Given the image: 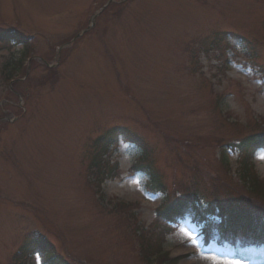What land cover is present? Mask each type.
<instances>
[{"label": "rangeland", "instance_id": "1", "mask_svg": "<svg viewBox=\"0 0 264 264\" xmlns=\"http://www.w3.org/2000/svg\"><path fill=\"white\" fill-rule=\"evenodd\" d=\"M109 1L0 0V31L32 39L29 50L0 51V264L42 236L76 264H155L138 252L132 214L150 233L164 199L182 201L193 183L204 201L226 194L221 201L264 207L247 191L212 187L231 181L219 145L264 132V0H133L74 45ZM115 130L104 160L119 178L103 185L101 205L88 169L94 141ZM128 136L154 148L165 194L147 192L149 175H129L144 150ZM226 157L236 170L237 156ZM121 202L132 205L119 211ZM200 232L187 218L163 237L165 251L179 264H264L263 248L208 246Z\"/></svg>", "mask_w": 264, "mask_h": 264}, {"label": "trees", "instance_id": "2", "mask_svg": "<svg viewBox=\"0 0 264 264\" xmlns=\"http://www.w3.org/2000/svg\"><path fill=\"white\" fill-rule=\"evenodd\" d=\"M21 41H23L25 43V40L22 39L21 37H18L15 33H1L0 32V48L6 46V45H12V43L10 42H16V43H20ZM264 142V137H260V136H250L248 138H246V140H244L240 146L239 149L243 150L244 153V169L242 170V174L239 175V179L241 180L242 183H251V186L254 190L253 193L257 194V195H263L264 194V185L259 182L256 177L252 178V174L250 173V171L247 169V162L250 158V155L252 154V152H250V149H252L255 146H259V145H263L262 143ZM98 143H100V141H98ZM96 158L93 161V167H95V171L94 175L97 178V180L101 181L103 179V175L105 174L104 168L105 166L102 164V158H101V154H99L98 152V148L96 150ZM145 160L143 159L141 162L142 163H146L147 164V160L148 157L147 155H145ZM221 167L226 171L229 170V166L227 165L226 161L221 163ZM97 168V170H96ZM250 180V181H249ZM150 187L151 188H159L162 189V186L160 187V184L158 182V180L154 177L151 178L150 181ZM165 210V211H164ZM164 210L162 209V213L165 217L169 216L172 217L173 213L172 211L176 212L173 207H168L166 206L164 208ZM38 251L43 255L44 257V262L45 264H70L68 263L65 259H63L61 256H59L55 251L54 248L47 243H42L40 248H37ZM161 246H153L150 245L148 247L145 248L144 250V255H146V257L148 256H155V255H159L163 258H166L165 255L161 254ZM35 252V250L33 251H26V254L24 255V259L26 258V256L33 254Z\"/></svg>", "mask_w": 264, "mask_h": 264}, {"label": "snow or ice", "instance_id": "3", "mask_svg": "<svg viewBox=\"0 0 264 264\" xmlns=\"http://www.w3.org/2000/svg\"><path fill=\"white\" fill-rule=\"evenodd\" d=\"M261 158H264V154L261 155Z\"/></svg>", "mask_w": 264, "mask_h": 264}]
</instances>
